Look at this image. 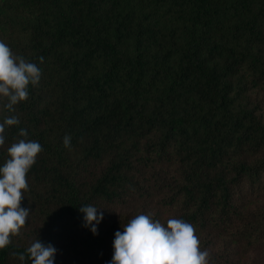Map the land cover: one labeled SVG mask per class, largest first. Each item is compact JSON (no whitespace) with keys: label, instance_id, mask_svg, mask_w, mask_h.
<instances>
[{"label":"trees","instance_id":"obj_1","mask_svg":"<svg viewBox=\"0 0 264 264\" xmlns=\"http://www.w3.org/2000/svg\"><path fill=\"white\" fill-rule=\"evenodd\" d=\"M0 41L42 72L15 112L0 98L20 120L0 166L20 129L43 148L0 264L37 239L55 264H111L139 214L192 224L209 264H264V0H5Z\"/></svg>","mask_w":264,"mask_h":264},{"label":"clouds","instance_id":"obj_2","mask_svg":"<svg viewBox=\"0 0 264 264\" xmlns=\"http://www.w3.org/2000/svg\"><path fill=\"white\" fill-rule=\"evenodd\" d=\"M42 62V60H41ZM41 69L0 41V98L7 102L4 108L15 112V106L29 98V86H38ZM17 116H6L0 122V147L6 142V129L19 125ZM23 137L7 148L8 159L0 166V250L12 243V237L21 235L31 210L21 206L24 192L29 190L27 174L36 163L42 145L28 139L26 129H20ZM63 145L71 148V136L66 135ZM85 227L98 234L97 227L103 219L98 208L81 207ZM111 264H209L210 253L200 249V241L192 224L183 219H168L166 225L151 214H139L124 224L123 232L117 231L113 242ZM31 264H55L57 249L43 244L39 239L26 249ZM21 262L24 254H17Z\"/></svg>","mask_w":264,"mask_h":264},{"label":"rangeland","instance_id":"obj_3","mask_svg":"<svg viewBox=\"0 0 264 264\" xmlns=\"http://www.w3.org/2000/svg\"><path fill=\"white\" fill-rule=\"evenodd\" d=\"M4 2L5 0H0V6H2ZM251 98L262 107V111L264 114V91L254 90L253 92H251Z\"/></svg>","mask_w":264,"mask_h":264}]
</instances>
